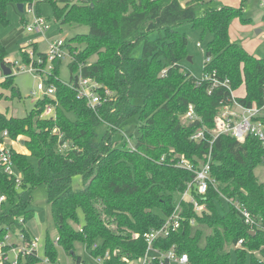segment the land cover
<instances>
[{"label": "trees", "instance_id": "16d2710c", "mask_svg": "<svg viewBox=\"0 0 264 264\" xmlns=\"http://www.w3.org/2000/svg\"><path fill=\"white\" fill-rule=\"evenodd\" d=\"M24 1L0 0V27L10 22L8 4ZM210 2L49 0L61 24L89 27L88 33L67 40L73 55L69 80L81 71L82 76L108 87L112 95L95 113L60 78L62 62H56L49 79L56 86L55 119L41 117L45 106L54 102L48 97L35 101L33 109L23 117H8L0 111V131L7 129L12 139L25 136L24 144L30 152L13 149L16 169L23 176L20 188L15 178L0 168V194L6 195L0 206V241L17 231L32 238L27 224L34 211L29 207L35 188L44 184L58 230L56 240L49 234L45 239V254L53 262H58L57 246L72 255L75 262L81 261L75 254L77 242L84 243L94 257L110 251L112 264H121L122 257L138 258L147 247L143 233L161 226L172 214L179 193L194 176L175 166L170 153H181L199 165L211 146V174L220 191L264 222V183L255 173L264 159V140L248 135L238 141L221 134L210 144L220 107L232 104L234 99L248 107L263 104L264 58L250 54L231 40L232 21L251 20L243 17V4L203 9ZM182 23L201 27L203 36L212 34L206 50L211 61L204 62L202 77L181 64L187 56L188 41L177 30ZM156 31L160 35L152 39ZM140 44L142 54L135 56L134 50ZM33 46L36 55L45 59L37 44ZM21 52L28 62L25 51ZM7 56L8 51L0 43V64ZM94 56L96 59L91 61ZM206 75L210 78H204ZM214 79H229L230 88L214 86ZM0 86L10 90V98L20 96L14 74L6 76ZM241 87L244 95L234 97L232 91L235 94ZM3 97L0 93V99ZM191 105L199 118L183 123L182 117ZM133 119L141 133L134 140L135 150H130L124 134L122 139H114V135ZM261 119L264 122V116ZM101 125L106 129L99 138L97 128ZM202 128L206 130V140H193V133ZM55 129L62 133L61 139ZM64 142L68 148L61 150ZM75 176L87 179L83 189L73 188ZM206 201L207 211L202 215L185 203L181 228L159 240L157 246H175L188 254L192 264H264V229L255 227L252 233L234 205L225 209L213 187ZM191 219H195L194 225ZM240 239H244L242 246L235 247ZM19 264L43 263L29 255L20 258Z\"/></svg>", "mask_w": 264, "mask_h": 264}, {"label": "built area", "instance_id": "2783aa9c", "mask_svg": "<svg viewBox=\"0 0 264 264\" xmlns=\"http://www.w3.org/2000/svg\"><path fill=\"white\" fill-rule=\"evenodd\" d=\"M264 1V0H263ZM23 3V21L28 32H40L45 33L50 28L48 18H46L41 10V5L49 3V0H26ZM185 3V1L183 2ZM261 35L264 36V24L261 28ZM36 42H31L24 45L21 51H25V55L29 58L26 62L23 59L21 61H13L5 59V64L10 66L12 74L19 73L21 71H27L35 75L37 80L36 90L31 95L37 100L48 97L54 102L48 103L41 117L45 119H55L56 117V86L54 83H49V79L53 75L56 67V62H62L66 58L73 60V55L65 39H54L48 42V48L44 52L45 59L37 56L34 50ZM211 57H206V62H210ZM2 73V69L0 67ZM165 71L162 72V75ZM4 79L6 75L2 73ZM1 75V76H2ZM76 78L74 80H63L65 84L72 87L79 99L86 101L87 106L95 113H98L100 107H102L107 101L111 99V90L98 82L97 80L89 77H84L81 71L74 74ZM204 78H210L206 75ZM213 85H227L229 87V79L220 81L214 79ZM230 88V87H229ZM211 92V90H210ZM235 97L234 92L232 91ZM264 113V102L261 106H244L235 99L230 105H224L220 107L217 116L215 117V129L211 130L213 138L210 140L212 145L215 139L221 134H228L236 138L238 141H244L248 135L257 137L260 140H264V122L262 117ZM199 117L197 116L194 107L191 105L187 112L182 117L183 123L195 122ZM55 132L62 138V133L55 129ZM195 141L206 140L205 128L199 129L191 136ZM12 138L7 129L0 131V168L9 177H14L17 188L21 187L22 174L16 169L15 162L13 160V148L9 145ZM124 141L130 150H135L134 141L132 142L129 137L124 135ZM61 150L68 148V143L64 142L60 145ZM172 163L175 166L186 169L194 173V176L190 182L187 183L186 188L179 193V198L175 205L172 214L168 215L161 226L152 228L149 231L143 233V238L147 244L145 253L134 259L127 257L121 258V264H192L190 262L187 253L180 252L175 246L169 249H163L157 246V242L162 238L169 237L172 233L177 232L181 228L182 221L185 219L183 215L184 204L190 203L193 210L202 215L207 211V195L209 189L213 187L228 204H232L239 210L240 214L245 219V222L249 225L252 231H255V227L264 229V222L262 217H255L248 208L238 201H235L225 196L219 189L217 180L211 174L212 168V146L209 152L204 156L203 160H200L199 165L194 164L187 159L183 154L175 152L170 153ZM165 158L162 157L161 160ZM6 200V195L0 194V206ZM23 221V218H20ZM190 223L195 224V219H191ZM17 237V242L13 240V237ZM135 237H139V234H135ZM244 239H240L235 247L242 246ZM95 245L94 247H96ZM15 252V257L12 259L9 252ZM29 255H34L40 258L37 254V240L35 238L27 239L25 233L17 231L16 234L8 233L5 238L0 241V264H19L20 258H25ZM94 261L98 264H112V255L110 251H106L104 254L93 256ZM43 264H59L53 262L51 258L45 254L43 258H40ZM78 264H86L83 260Z\"/></svg>", "mask_w": 264, "mask_h": 264}, {"label": "rangeland", "instance_id": "374dc122", "mask_svg": "<svg viewBox=\"0 0 264 264\" xmlns=\"http://www.w3.org/2000/svg\"><path fill=\"white\" fill-rule=\"evenodd\" d=\"M231 3L236 5L243 4L244 7V18H250L251 20L244 23L240 18H236L232 21L230 26L231 35L233 40L248 50L253 51L255 55L260 58H264V36L260 33L257 34L256 28L263 26L264 19V3L263 0H229ZM222 4V0H212L208 6L218 8ZM43 15L48 18L50 28L45 33L40 32H28L23 21V12L18 9L16 2L8 4V19L9 24L0 27V43H2L8 51L7 59L13 61H21L23 55L21 49L24 45L31 42H36L38 50L45 52L48 48V42L54 39H65L69 40L77 34H85L89 32L87 25H77L76 23L61 24L55 16L54 9L50 3H44L41 5ZM177 30L187 36L188 41L186 45L187 56L182 60V66L189 70L196 77H202L203 66L206 61V50L209 41L212 39V34L206 33L202 35V29L199 26L194 27L190 23H182L177 27ZM160 32L156 31L151 34V38H157ZM142 54V44H140L135 50L134 55L140 56ZM189 57L191 59H189ZM96 56L90 60L93 61ZM70 60L66 58L60 65V78L63 80H69L71 78V71L69 67ZM1 74V72H0ZM3 82V81H2ZM15 85L20 91V96L10 98V90L3 89L0 86V90H4V97L0 99V111L6 114V116H19L23 117L30 112L34 105L36 98L31 93L36 90L37 80L35 75L21 71L15 73ZM236 96H243L244 89L241 87L237 92ZM264 115V113H263ZM106 126L101 125L97 128L98 137L100 138L105 132ZM140 129L136 119H133L131 123L124 126L122 130H118L115 133L114 139H122L123 134L130 138L133 142L139 135ZM21 148L25 145L23 141L18 140ZM25 151H27L25 149ZM29 154V153H28ZM33 165L36 162L31 158ZM255 173L260 182L264 183V159L256 169ZM82 176H75L73 179L72 186L74 189H83L87 182ZM47 188L44 184L39 185L33 192V199L30 205V209L34 211V217L28 222V227L31 231L32 237L37 240V254L40 258L45 256V239L49 234L51 239L56 240L58 238V230L54 224L51 205L48 202ZM179 198V197H178ZM225 209L229 204L223 200ZM81 218L83 219V213L80 212ZM77 227L76 225H74ZM206 233H209V229H205ZM204 240V239H203ZM75 254L81 257L86 264H98L94 261L93 256L90 254L89 248L81 242L75 244ZM58 251V263L59 264H78L75 262L74 257L61 247L57 246ZM12 259L15 257V252H9Z\"/></svg>", "mask_w": 264, "mask_h": 264}, {"label": "crops", "instance_id": "0c3cea01", "mask_svg": "<svg viewBox=\"0 0 264 264\" xmlns=\"http://www.w3.org/2000/svg\"><path fill=\"white\" fill-rule=\"evenodd\" d=\"M211 2H212V0H211ZM237 2V1H236ZM236 2L235 3H231V1H229V0H222V4H220V6L219 7H221L222 5H233V6H235L236 5ZM209 4V3H208ZM208 4H204L203 5V9L204 8H206L207 7V5ZM262 4H264L263 2H262ZM209 7V6H208ZM218 7V8H219ZM42 10V9H41ZM263 19H264V14H263ZM261 28H262V26H258L257 25V28H256V32H257V34H259L260 32H261ZM258 30V31H257ZM260 30V31H259ZM230 37H231V40L232 41H234L233 40V37H232V35H231V31H230ZM250 54H252V55H254V56H256V57H258L257 55H255L254 53H253V51H250V50H248L246 47H244ZM258 58H260V57H258ZM1 72V71H0ZM2 73L4 74V72H3V70H2ZM2 73L0 74V77H3V75H2ZM2 75V76H1ZM5 75V74H4ZM5 79V78H4ZM4 79H0V83L2 82V81H4ZM0 93H4V90H0ZM236 95V94H235ZM2 112V111H1ZM22 140L23 141V144L25 143V140H26V137L25 136H20L18 139H12L11 140V142H9V145L14 149V150H16V151H18V152H20V153H24V154H28V153H30L29 152V150L26 148V146H24V147H22L21 148V146H20V144H19V142H18V140ZM25 145V144H24ZM25 149L27 150V151H25ZM28 226V225H27ZM30 230V229H29ZM31 232V231H30ZM13 240L15 241V242H17V237L16 236H14L13 237Z\"/></svg>", "mask_w": 264, "mask_h": 264}, {"label": "water", "instance_id": "95a60500", "mask_svg": "<svg viewBox=\"0 0 264 264\" xmlns=\"http://www.w3.org/2000/svg\"><path fill=\"white\" fill-rule=\"evenodd\" d=\"M17 6H18V9L22 12L23 11V3L21 2V3H18L17 4ZM258 31V30H257ZM260 31V30H259ZM189 59H191L190 57H189ZM0 67H1V69L3 70V72H4V74L6 75V76H9V75H12V69L10 68V66H8L7 64H5V63H1L0 64ZM255 231H252V233H254Z\"/></svg>", "mask_w": 264, "mask_h": 264}]
</instances>
